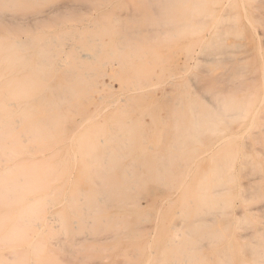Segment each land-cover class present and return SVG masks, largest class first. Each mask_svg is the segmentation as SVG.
Returning a JSON list of instances; mask_svg holds the SVG:
<instances>
[{
  "label": "bare ground",
  "instance_id": "obj_1",
  "mask_svg": "<svg viewBox=\"0 0 264 264\" xmlns=\"http://www.w3.org/2000/svg\"><path fill=\"white\" fill-rule=\"evenodd\" d=\"M124 2L127 1L0 0V264H257L252 252L247 255L249 247L238 232L242 226L247 230V224L255 223L251 218H243L247 212L239 213L237 218L233 210L238 201L243 202L239 183L242 168L238 166L254 160L252 154L243 152L239 141L256 125L259 89L243 97H224L209 82L206 97L199 87L192 88V78L197 77L195 70L203 63H224L231 54L237 55L247 48L250 28L252 31L256 22L254 0L131 1L148 9V13L142 23L120 33L126 40L130 37L129 40L136 41L142 38L147 26L158 27L163 41L170 43H166L168 47L158 46L166 51L160 58H166L162 61L173 72L177 70L174 81L169 79L170 86L165 82L168 76L167 80L157 81L171 88L173 85L174 94L170 93L173 97L167 102V120L157 116L162 121H156L154 111L149 112L155 124L149 132L143 123L129 117L106 121L102 115L106 114V106L124 99H118L109 87L105 101L97 91L99 82L92 73H75L84 61H96L100 70L106 66L97 59L103 42L100 34L84 37L82 45H75L70 42L75 39L72 33L66 32V28L77 25L75 22L73 27L70 22L80 17L73 11L85 7L100 12L106 8L103 12L107 13L108 7H120ZM240 10L245 22L240 18ZM112 14H105L110 23L126 29L120 27L121 17ZM46 25L65 29L58 34L47 29L48 34L43 36L39 30L35 38L19 39L25 29H42ZM77 27L73 30L76 33ZM121 30L116 27V31ZM78 34L75 36L81 35ZM155 43L154 47L158 44ZM67 47L70 55L63 59ZM148 52L145 48L139 56L146 59L151 54ZM153 52L156 55L155 48ZM150 57L145 63L138 62L140 65L134 62L144 65L138 67L143 70L141 74L149 71L148 65L159 68L156 58L151 61ZM134 63L136 68L131 67V72L137 70ZM236 68L238 73L243 70ZM54 70L62 72L61 77L56 74L61 78L58 81ZM140 70L130 73L135 75ZM214 71L210 68L212 75ZM116 74L117 78L122 75L119 80L125 78L126 84L132 78ZM184 77H188V82ZM126 84L119 85L121 91L116 89L127 93ZM131 86L134 91L138 89L134 82ZM132 95L137 98V93ZM95 98L107 105L102 103L90 115L84 113L85 122L76 120L75 130L68 134L66 107L70 109L73 104L74 110L80 111L78 106L83 103L96 106ZM151 100L145 104L151 106ZM103 106L105 112L100 111ZM101 115L104 121L99 123ZM109 115L106 114L108 118L112 116Z\"/></svg>",
  "mask_w": 264,
  "mask_h": 264
},
{
  "label": "rangeland",
  "instance_id": "obj_2",
  "mask_svg": "<svg viewBox=\"0 0 264 264\" xmlns=\"http://www.w3.org/2000/svg\"><path fill=\"white\" fill-rule=\"evenodd\" d=\"M125 1H127L128 2V6L126 5L127 4V2H124L123 4L122 3H120V7H118V5L119 4H117V5H113V6H111V7H108L107 8V13L104 11L103 12V10L105 9L106 10V8H102V9H100V12H99V10H89L88 8H85V7H82V8H80L79 9V11H73L74 13L76 12V14H79V18L78 19H76V21L74 20V21H71L70 22V25L72 24V23H74L73 24V27L75 26V22L77 23V25L75 26V27H77V26H80V27H77V28H79L77 31V33H76V31H73V30H75L74 28L72 29V25H71V29L69 30V29H67L66 28V32H69V33H72V35H73V39H74V41L72 40V41H70L71 43H73V44H75V45H82L83 43H84V37H88V36H91V35H96V34H100V36H99V38L101 39V41H103V42H100L101 43V46H100V48H99V50H100V52H99V55H98V57H97V59L99 60V61H101V62H103V63H106V66L105 67H103V69L101 68V70H103V73L102 74H100V69H98V67H99V64L96 62V61H94V62H92V61H84L83 63L84 64H81V69H79V70H76L75 71V73H77V74H79V75H83L82 73L84 72V73H92L93 75H94V78L95 79H97V81L99 82V85H98V87H97V91L100 93V95H103L104 97L106 96V95H108V93L110 92V90L113 92V93H115L114 95L118 98V99H124V101H117L119 104V106H117L116 104H117V102H115V103H113V105L111 104V106L110 105H108V106H106L107 107V110L105 109V106H103V108H101V110L100 111H102V112H105V110H106V114H110L109 116H111V117H109L108 118V116H106V114H102V115H105V118H107L106 119V121H109V120H112V121H114V120H122V119H124L125 117L127 118V117H129L131 120L132 119H135L136 120V122L137 121H139L140 123H143V125H144V127H145V129L149 132V131H151L153 128H155V124L152 122V116H151V111L153 110L154 111V113L156 114H154V118L156 119L157 118V116L158 117H160L161 119L163 118V120H167V118H168V111H169V109L167 108V102H168V99H172V97H173V95H170V93L171 94H174V88H173V85H172V88L171 87H169L170 85H171V82L169 81V79H175L173 76H176V73H175V71H177V70H175L174 72H173V70L171 69V68H168V66H167V63H165V62H163L162 61V59L164 58H160V56L162 55V54H164V53H166V51L165 50H162L161 49V47L159 48L158 46L161 44H163V46H162V48H164V47H168V45L167 44H170V43H168V42H164L163 41V35H161V33L159 32V30L158 29H156V28H158V27H156L155 26V28H154V26L153 25H150V26H147L146 27V32H144L143 34H142V38L141 39H139L138 38V40H136V41H132V40H129L130 39V37H129V39H127L126 40V38L124 37V31L125 30H127V29H132L133 27H136L139 23H142V21H144L145 20V16H144V14H147L148 13V9H146V8H144L142 5H140L139 3H134V2H131L132 0H125ZM132 4H136V5H132ZM139 6H142V7H140L139 8ZM253 7L256 9V10H258V11H256L255 9L253 10V14L254 15H256L255 16V21L256 22H254V25H253V27H252V31H251V28H250V32H252L251 33V36H250V40L247 42V45H246V49H244V50H241V52H239V54H237V55H234V54H231L230 56H229V59L226 61V62H224V63H222V62H219V63H214V64H212V65H204V63H203V65H201L199 68H198V70H195V73L197 74V77L195 76V77H193L192 78V80H194L192 83L194 84V87H192V88H195L196 87V89H198V87L200 88V93H201V95L202 94H204L205 96L207 95V87H206V85L207 84H209V82H212V84H213V86H214V88L216 89V91L218 92V93H221L222 94V96H224V97H226V96H229V97H234V95L235 96H239V97H243V96H245V95H247L249 92H251V91H255V89H259L258 91L260 92V96H259V99L257 100V102H256V106L257 105H259V108H257V110H256V117H255V124L256 125H254L253 126V128L254 129H250V132L248 133V135L251 133V134H253L252 136L251 135H244V138H243V140L240 142L239 141V144H240V147H242V150H243V152H245V153H248V154H252L253 155V158H254V160H253V162L251 163V162H244L243 164H240L238 167H239V169H241L242 168V170L240 171V175L241 176H239V183H240V185H241V188H242V195H243V198H242V200H243V202H241V201H238L237 202V204L236 205H238V206H236L235 205V207L236 208H234V210H233V212H234V215H235V217H237V218H240V216L242 215V213H245V212H247L244 216H243V218L246 216V218L248 217V218H251V221H253L254 223H255V225H251V224H247L245 227L247 228V230H245L244 229V226H242L240 229H241V232H240V229H239V235L242 237V241H244L247 245H248V247H249V251L247 252V255L249 256L250 255V252H252V256H254L256 259H257V264H264V260H262V259H264V257H263V253H264V246L262 245L264 242V235H263V233H264V155H263V153H264V97H261L264 93L262 92V88H263V90H264V87H262V85L264 86V84H262V83H264L263 82V80H264V0H254V2H253ZM116 8V9H115ZM119 8H121L122 9V11H120L119 10ZM111 9H113V10H111ZM142 9V10H141ZM144 9V10H143ZM111 10V11H110ZM114 10H116V12H115V14H112L113 13V11ZM94 11L95 12H97V13H94ZM118 11H120L121 13H118ZM144 11V12H143ZM78 12V13H77ZM102 12V13H101ZM110 12V13H109ZM122 12H124V13H122ZM100 13V14H99ZM108 15V14H112L113 16L115 15V16H117L118 18H119V16L121 17V20H120V22L119 23H123V24H125L126 23V26H130L131 28H128V27H125V25H124V27L121 25V24H119V25H121L120 27L121 28H126V29H120L119 28V26H118V24L117 25H115L114 26V24H112V23H110V20L109 19H107V17H106V15ZM143 13V14H142ZM91 14L93 15V16H91ZM94 14H98L97 16L96 15H94ZM119 14V15H118ZM133 14V15H132ZM83 15V16H82ZM86 15V16H85ZM105 15V16H104ZM239 15H240V18H241V20H242V22H245L244 20L245 19H243V12H242V10H240V12H239ZM83 17V18H82ZM86 18H87V20H86ZM91 18H93V19H91ZM117 18V19H118ZM129 18V19H128ZM95 19V20H94ZM122 19H124V20H122ZM126 19V20H125ZM130 19H132V20H130ZM86 22H84V21ZM90 20H91V22H90ZM119 20V19H118ZM128 20H130V22H128ZM89 21V22H88ZM141 21V22H140ZM78 22H79V25H78ZM84 22V24H82ZM87 22L89 23V25H87ZM98 22V23H97ZM49 24V23H48ZM69 24V23H68ZM80 24H82V25H80ZM47 27L46 28H40V29H36V28H28V29H25L24 31H22V32H20V34H19V36H21V37H19V39H21V41H26V40H28V38H35V37H37L38 36V32H40L41 31V35L43 34V35H47L48 33V30L49 29H51L50 31H49V33H54V34H58V33H62V30L63 29H65V28H63V27H52L51 25H46ZM81 26H82V28H84V26H85V30L84 29H82L81 28ZM98 26V27H97ZM96 29H95V28ZM116 27H117V29L118 30H121V31H116ZM59 28V29H58ZM76 28V29H77ZM43 29H44V31H43ZM48 29V30H47ZM54 29V30H53ZM58 29V30H57ZM61 29V30H60ZM80 29H82V30H80ZM40 30V31H39ZM46 30V31H45ZM61 31V32H57V31ZM69 30V31H68ZM108 30V31H107ZM28 31V32H27ZM38 31V32H37ZM64 31V30H63ZM71 31V32H70ZM79 31H82V32H79ZM34 32H36V34L34 33ZM57 32V33H56ZM104 32H105V34H104ZM115 32H116V34H115ZM120 32H122V33H124V34H122V33H120ZM27 33L29 34V35H27ZM81 34V35H79V34ZM83 33V34H82ZM148 33L150 34V36L148 35ZM33 34H34V36H33ZM75 34L77 35H79V36H75ZM89 34V35H88ZM160 34V35H159ZM25 35H27L26 37H25ZM42 35V36H43ZM83 35V36H82ZM117 37H116V36ZM121 35H123V36H121ZM144 35V36H143ZM156 35V36H155ZM33 36V37H32ZM40 36V35H39ZM118 36H120V37H118ZM155 37V39H152V37ZM77 37V38H76ZM81 37V39L79 40V38ZM83 37V38H82ZM115 37H116V40H115ZM151 37V38H150ZM255 37V38H254ZM25 38V39H24ZM77 39V40H76ZM83 39V40H82ZM104 39V40H103ZM257 39V40H256ZM115 40V41H114ZM126 40V41H125ZM82 41V42H81ZM106 41V42H105ZM112 43V45H110V43ZM125 42V43H127V44H122L123 42ZM129 41H130V43H129ZM156 41V43L155 44H157L155 47L153 46L154 45V42ZM161 41H162V43H161ZM257 41V42H256ZM114 42V43H113ZM120 42H122V43H120ZM132 42H134L133 43V45H134V47H133V45L131 44ZM153 42V43H152ZM82 43V44H81ZM108 43V44H107ZM138 43H140V44H138ZM145 43V44H144ZM150 43H152V45H149ZM167 43V44H166ZM257 43V44H256ZM259 43V44H258ZM105 44H107V46L108 47H105ZM114 45V46H113ZM122 45H124V46H122ZM139 45V46H138ZM130 46H131V48H130ZM143 46H145V47H143ZM151 47L150 49H149V47ZM133 48V49H132ZM145 48H146V50L148 49V54L149 53H151L150 55H148V57H150V58H152L151 59V61L153 60H155V58L157 57V52H156V49L157 48H159V49H157V51L159 50V51H161V52H159L158 51V56H159V60H160V62H162V63H160L158 60H157V58H156V60H155V63L157 64V66H159V68H160V71L158 70L157 71V69H159V68H157L155 65H154V67H156L155 69H154V67H152V68H149V67H151L150 65H148V69H149V71H147L146 70V67H145V69L144 70H146L145 71V73H142L141 74V72H143V70H140L141 68H139L138 69V67H144V65H141V66H138V65H140V63H142L143 61H141V60H145L143 63H145L146 62V60H148V57H146V59H144V58H141V56H139V54H140V52L141 51H144L145 50ZM154 48H155V52H156V55H155V53L153 52L152 53V50H154ZM166 49V48H165ZM67 50V51H66ZM66 53H65V51H64V53L62 54V57H63V59H66V58H68L69 57V55H70V50H69V48L67 47L66 48ZM69 50V51H68ZM231 50H232V48H231ZM110 51V52H109ZM256 51H258V53L256 52ZM67 52H68V54H67ZM109 52V53H108ZM112 52V53H111ZM167 52L169 53V49H167ZM260 52V53H259ZM111 53V55H108V54H110ZM167 53V54H168ZM138 54V55H137ZM161 54V55H160ZM165 55V57H167V59L169 58V54L168 55ZM198 55V57L199 58H206V56L204 57V55H202V54H197ZM138 56V57H137ZM154 56V57H153ZM237 56V57H236ZM248 57V58H247ZM112 58V59H111ZM133 59H135V60H133ZM236 59V60H235ZM238 59V60H237ZM259 59V60H258ZM32 60H34V59H32ZM163 60H166V58L165 59H163ZM149 61V60H148ZM156 61H158V62H156ZM235 61H237V62H235ZM244 61V62H243ZM132 62L134 63H136L137 62V64L138 65H136L135 63V65L137 66V70H140L139 72L140 73H137V74H139L138 76H137V74H135V75H131V73L133 72V71H136L137 72V70H135V66L132 64ZM138 62H140V63H138ZM154 63V64H155ZM65 64V62H63V64L62 65H64ZM115 64V65H114ZM159 64V65H158ZM160 64H161V66H160ZM162 64H164V68H163V65ZM166 64V65H165ZM222 64H223V66H222ZM86 65H87V67H86ZM96 65V66H95ZM118 65V66H117ZM126 65V66H125ZM216 65V66H215ZM114 66V67H113ZM147 66V65H146ZM203 66V67H202ZM205 66V67H204ZM220 66H222V67H220ZM97 69H96V68ZM120 69H119V68ZM125 67V68H124ZM131 67H135L134 68V70H132V72H131ZM171 67H173V64L171 65ZM217 67V68H216ZM234 67V68H233ZM236 67H238L239 69L241 68V70L242 71H239V73L236 71L237 70V68ZM82 68H84V70L82 69ZM86 68V69H85ZM115 68H116V70H115ZM162 68V69H161ZM210 68H214V75H212L211 74V72H210ZM203 69V70H202ZM236 69V70H235ZM53 70V69H52ZM52 70H48V71H52ZM87 70H88V72H87ZM123 70V71H122ZM155 72H154V71ZM162 70H164L165 72H164V74H163V71ZM205 70H206V72H205ZM55 71V70H54ZM53 71V72H54ZM82 71V72H81ZM94 71H97V72H94ZM108 71V72H107ZM128 71V72H127ZM171 73H170V72ZM57 72L58 71H55L54 72V74L56 75L57 74ZM127 72V73H126ZM131 72V73H130ZM147 72V73H146ZM158 72V73H157ZM202 72V73H201ZM209 72V73H208ZM59 74V76L61 77L62 76V74H60V73H62L61 71H59L58 72ZM97 73V74H96ZM108 73V74H107ZM112 75H110V74ZM116 73H118V76H119V73H126L125 75H124V77H126V75H127V77H128V79L130 78V77H132V78H134V80L132 79V78H130V80H128L127 82L129 83V85H128V83L126 84V79L124 80V79H122V80H119V78H122L121 76L122 75H120V77L119 78H117L116 76H117V74ZM129 73V74H128ZM135 72H133V74H134ZM149 73V75H147ZM152 73H154L153 75H152ZM160 73H162L163 75H161V76H163V77H161V76H159V74ZM168 73V74H167ZM172 73H173V75H172ZM208 73V74H207ZM237 74V75H236ZM58 75H56V81H58L59 79H61ZM99 75V76H98ZM110 75V76H109ZM147 77L148 76V78H146L145 76ZM155 75H157L156 77H158L157 79L154 77ZM172 75V77L171 78H169L170 76ZM218 75V76H217ZM114 76V77H113ZM134 76V77H133ZM154 78H153V77ZM168 76V77H167ZM107 77V78H106ZM111 77V79H109ZM166 77H167V79H166ZM223 77V78H222ZM94 78H93V80H94ZM161 78H163V79H161ZM188 77H184V80H186L187 82H188V79H187ZM141 79V80H140ZM147 79H148V81L149 80H151V81H147ZM152 79H154V80H152ZM156 79V80H155ZM164 79H166L167 81H165V82H167L168 83V85H169V83H170V85L168 86L167 85V83H165V82H163L162 84H160L159 82V87H158V83H157V81H160L161 82V80H164ZM202 79V80H201ZM225 79V80H224ZM244 79V80H243ZM263 79V80H262ZM54 80V82L56 83V81ZM205 80H206V82H205ZM213 80V81H212ZM110 81V82H109ZM156 81V82H155ZM169 81V82H168ZM174 81V80H173ZM195 81H197V82H195ZM217 81V82H216ZM115 84H114V83ZM120 82V83H119ZM136 83V85H137V87H138V89H135V91H134V89L133 88H130V87H132L131 85H132V83ZM146 82H147V84H146ZM152 82V83H151ZM227 82V83H226ZM111 83V85H109ZM122 83H124V84H126V85H124V87L126 86V91L125 92H127V93H124V89H123V86H121L122 87V92H119V91H121L120 89V86L119 85H122ZM165 83V84H164ZM173 83V82H172ZM199 83H200V85H199ZM225 83V84H224ZM244 83H245V85H244ZM249 83V84H248ZM101 84H104L105 85V87L104 86H102ZM148 84H151V85H149L148 86ZM230 84V85H229ZM113 85V86H112ZM162 85V86H161ZM216 85V86H215ZM128 86V87H127ZM151 87V88H147V87ZM157 88H156V87ZM201 86V87H200ZM239 88V90H240V94H239V91H238V89H237V87ZM243 86V87H242ZM109 87H111V89L109 88ZM232 87V88H231ZM234 87V88H233ZM241 87V88H240ZM116 88H118V90L116 89ZM128 88H130V89H128ZM146 88H147V91H148V93H147V91H146ZM164 88H165V90H164ZM127 89H128V91H127ZM160 89V90H159ZM170 89V90H169ZM195 89V90H196ZM222 89H223V91H222ZM224 89H226L225 91H224ZM237 89V90H236ZM249 89V90H248ZM116 90V91H115ZM130 90V91H129ZM133 91V93H132V91ZM139 90H141L140 92H138ZM156 90L158 91L159 90V93L157 92L156 93ZM173 90V91H172ZM199 90V89H198ZM202 90V91H201ZM151 91V92H150ZM222 91V92H221ZM129 92V93H128ZM145 92L147 93V94H145ZM153 92H154V94H153ZM168 92V93H167ZM198 92V91H197ZM204 92V93H203ZM117 93V94H116ZM121 93H123V95L121 94ZM135 93V95H136V93H137V98H138V100H137V98H136V96L134 97V95H132V94H134ZM138 93H140V95L138 94ZM124 94H125V98H126V96L128 95L129 96V98H124L123 96H124ZM148 94H150V95H152L150 98H149V96H147ZM160 94V95H159ZM234 94V95H233ZM132 95V96H131ZM143 95V97H141ZM167 95H168V97H167ZM127 96V97H128ZM154 96V97H153ZM159 96V97H158ZM172 96V97H171ZM139 97H141V99L139 98ZM170 97V98H169ZM207 97V96H206ZM130 98H131V100H130ZM152 98V102H151V106L150 105H147V104H149V102H148V100H150ZM164 98H165V100L166 101H164ZM263 100H262V99ZM107 98L105 97V101H107L106 100ZM134 100H136V101H134ZM143 100V101H142ZM260 100H262L263 101V103L260 101ZM95 102H97V105L96 106H94V104H92V103H81L82 104V106L81 105H79L78 107H79V110L80 111H77V110H74V108L72 107V105H71V107H70V109H69V107H66V111L69 113L68 114V117H67V123H68V125H67V129H68V134H70L71 135V132L70 131H74L75 130V128H76V125H77V123H76V120L79 122V121H84V119H86L85 118V116L86 115H90L91 113H93V111H95V109L97 108V106H101V105H107V103H104V101H102V100H99L98 98H95V100H94ZM162 101V102H161ZM131 102V103H130ZM133 102V103H132ZM136 102H137V104H136ZM140 102V103H139ZM148 102V103H147ZM259 102H261L260 104H261V106H260V104H259ZM101 103V104H100ZM103 103V104H102ZM126 103V104H125ZM145 103H147V104H145ZM98 104H100V105H98ZM131 104V105H130ZM114 105H115V107H114ZM135 105V106H134ZM153 105V106H152ZM92 106H94L93 108H92ZM136 106H137V108H136ZM140 106V107H139ZM145 106V107H144ZM155 106V107H154ZM164 106V107H163ZM85 107V108H84ZM88 107V108H87ZM114 107V108H113ZM133 107H134V109H133ZM148 107H150L149 109H151V110H148ZM65 108V107H64ZM80 108H82V109H80ZM90 108H92V109H90ZM109 108V109H108ZM113 108V109H112ZM67 109H69V110H71V111H68ZM78 109V108H77ZM85 109V110H84ZM89 109V110H88ZM114 109H118V111L117 110H115L114 111ZM164 109V110H163ZM64 110V109H63ZM83 112H82V111ZM115 112H113V111ZM145 110H147V111H145ZM166 110H168L167 112H166ZM64 112L63 111V113L64 114H66L67 112ZM75 113H74V112ZM76 111L77 112H80V113H78V114H80L79 115V119L77 118L78 116H76ZM85 111H87V112H85ZM117 111V112H116ZM137 111V112H136ZM82 112V113H81ZM112 112V113H111ZM150 112V113H149ZM161 112V113H160ZM74 113V114H73ZM84 113L86 114L85 116H84ZM138 113V114H137ZM72 114V115H71ZM83 114V115H82ZM136 114V115H135ZM141 114H142V117H141ZM160 114V115H159ZM101 115V116H102ZM262 115V116H261ZM71 116V117H70ZM101 116L98 118V120H97V122H99V123H102L103 121H102V119H104V117L103 118H101ZM132 116V117H131ZM137 117V119L135 118V117ZM151 116V117H150ZM165 117V119H164V117ZM75 117V118H74ZM88 117V116H87ZM77 118V119H76ZM140 118V119H139ZM143 118V119H142ZM72 120V123H70L69 121H71ZM101 119V120H100ZM159 118H157L156 119V121H162L161 119H159ZM74 120V121H73ZM134 121V120H133ZM258 121H260L261 122V124H260V122H258ZM73 122H74V125H73ZM85 122V121H84ZM152 124V125H151ZM261 127V125H262V127L260 128L258 125ZM151 125V126H150ZM73 126H75V128H73ZM259 128H258V127ZM72 127V128H71ZM159 128L160 127H162L161 125L160 126H158ZM150 129V130H149ZM72 131V132H73ZM255 133V134H254ZM255 135V136H254ZM253 137H255L254 139H253ZM263 144V145H262ZM252 145V146H251ZM245 146H246V149H245ZM256 149H258V150H256ZM250 150H251V153H250ZM151 150H149V151H147V152H149V153H152L153 152V150H152V152H150ZM260 151H262V152H260ZM260 152V153H259ZM139 153V152H138ZM263 158V159H262ZM256 160V161H255ZM259 162V163H258ZM243 165V166H242ZM254 167V168H253ZM260 170H261V172H260ZM237 171H238V168H237ZM257 174H256V173ZM238 173V172H237ZM241 177V178H240ZM256 186V187H255ZM253 189H252V188ZM246 188H247V190H246ZM257 191V192H256ZM258 193V194H257ZM251 194H253V195H251ZM259 194H260V196H259ZM250 196V197H249ZM258 197H260V198H258ZM254 199V200H253ZM260 200V201H259ZM239 205H241V207L243 208H241ZM238 207V208H237ZM240 207V208H239ZM237 213V214H236ZM241 215H240V214ZM239 216V217H238ZM251 216V217H250ZM242 219V218H241ZM254 226H255V229H254ZM249 227V228H248ZM244 229V230H243ZM259 229V231H257ZM243 230V231H242ZM254 233V234H253ZM244 234L245 235H247L246 236V238H245V236H244ZM251 234V235H250ZM261 234V235H260ZM243 235V236H242ZM252 236L251 238H249L250 236ZM254 235V236H253ZM263 235V236H262ZM249 236V237H248ZM259 236H262V239H261V237H259ZM244 237V238H243ZM248 237V238H247ZM254 237V238H253ZM260 239H259V238ZM263 240V241H262ZM250 241V242H249ZM260 241H261V245H260ZM253 242V243H252ZM251 243H252V245H251ZM259 243V244H258ZM257 245H259V247H260V249H258V246ZM251 246H253V249L251 248ZM261 247H263V248H261ZM257 248V249H256ZM251 249H252V251H251ZM261 251V256H260V251ZM255 251H257L256 253H255ZM254 252V253H253ZM258 253V254H257ZM254 254V255H253ZM255 254H257V255H255ZM257 256H259V257H257ZM249 258V257H248Z\"/></svg>",
  "mask_w": 264,
  "mask_h": 264
}]
</instances>
